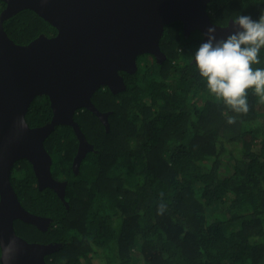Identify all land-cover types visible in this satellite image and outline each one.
<instances>
[{
    "label": "trees",
    "instance_id": "16d2710c",
    "mask_svg": "<svg viewBox=\"0 0 264 264\" xmlns=\"http://www.w3.org/2000/svg\"><path fill=\"white\" fill-rule=\"evenodd\" d=\"M209 11L228 26L242 14L257 19L264 0H212ZM5 27L21 44L57 34L30 10ZM204 42L200 30L187 35L181 22L170 24L163 61L142 55L135 74L123 73L125 91L94 94L111 129L89 110L75 116L94 146L78 175L73 128L51 134L45 146L54 176L68 182L69 206L38 189L30 162L15 165L11 182L24 208L52 219L47 231L22 229L30 242L58 246L50 264H264V101L249 89V111L236 113L210 93L192 59ZM259 59L253 68H264V49ZM52 118L49 97H36L29 125Z\"/></svg>",
    "mask_w": 264,
    "mask_h": 264
},
{
    "label": "water",
    "instance_id": "95a60500",
    "mask_svg": "<svg viewBox=\"0 0 264 264\" xmlns=\"http://www.w3.org/2000/svg\"><path fill=\"white\" fill-rule=\"evenodd\" d=\"M2 1L7 7L0 16V236L5 242L13 236L23 242L14 264H48L45 257L57 251V245L29 243L16 234V220L44 230L49 219L27 211L19 201L11 183L15 165L21 160L30 162L40 189L54 190L69 206L68 182L53 179L46 140L58 126L73 128L79 149L72 167L78 173L85 148L94 150L75 120L78 112L91 111L110 131L111 113L95 106L94 94L106 86L116 95L125 91L122 73L135 74L142 55L163 61L161 42L168 25L181 22L185 34L197 30L204 34L214 24L209 11L212 0ZM25 10L46 20L57 34L17 44L4 25ZM231 21L228 26L216 25L218 37L231 34ZM38 96L49 97L53 118L32 128L26 115ZM18 117L25 119L26 129L18 128Z\"/></svg>",
    "mask_w": 264,
    "mask_h": 264
},
{
    "label": "clouds",
    "instance_id": "9594fccd",
    "mask_svg": "<svg viewBox=\"0 0 264 264\" xmlns=\"http://www.w3.org/2000/svg\"><path fill=\"white\" fill-rule=\"evenodd\" d=\"M217 28L215 24L207 27V41L200 44L192 57L195 68L210 93L230 110L247 114L249 89L264 101V68H253L260 63L259 54L264 49V13L257 19L236 16L231 21L232 32L226 37H218ZM16 123L20 130L27 128L23 117H18ZM227 123H235V117L229 116ZM22 248L23 242L15 236L6 242L0 236V264H14Z\"/></svg>",
    "mask_w": 264,
    "mask_h": 264
},
{
    "label": "flooded vegetation",
    "instance_id": "af4514ba",
    "mask_svg": "<svg viewBox=\"0 0 264 264\" xmlns=\"http://www.w3.org/2000/svg\"><path fill=\"white\" fill-rule=\"evenodd\" d=\"M2 0H0V16H1V14H2V12L6 9V7H7V5L5 4V5H2ZM23 12V11H22ZM21 12V13H22ZM20 14V13H19ZM17 16V15H16ZM15 17V16H14ZM231 21V20H230ZM230 21H229V23H230ZM4 27H5V25H4ZM5 31H6V33L9 35V33L7 32V30H6V27H5ZM41 35H46V34H41ZM55 36V35H54ZM9 37H10V35H9ZM11 39H13L12 37H10ZM14 40V39H13ZM15 41V40H14ZM34 41V40H33ZM16 42V41H15ZM32 42V41H31ZM30 42V43H31ZM17 43V42H16ZM30 43H27V44H21V43H17V44H19V45H28V44H30ZM123 74V73H122ZM126 73H124V75H125ZM125 78V77H124ZM50 123V122H49ZM48 141V139L46 140V142ZM90 144V143H89ZM92 145V144H91ZM78 149H79V146H78ZM46 150H47V148H46ZM48 151V150H47ZM88 152H90V150L88 149V148H85V154L87 155L88 154ZM49 153V152H48ZM77 153H78V150H77ZM50 154V153H49ZM77 155V154H76ZM52 157V156H51ZM76 157V156H75ZM75 157H74V160H75ZM86 157V156H85ZM84 159L85 158H83L82 159V161H81V164H80V169H79V171H78V173H74L75 175H78L79 174V172H80V170H81V166H82V163H83V161H84ZM74 160H73V164H74ZM73 166V165H72ZM73 168V167H72ZM75 171V170H74ZM51 172H52V176H53V179H55V180H57V181H61V180H58L57 178H56V176H54V174H53V164H52V167H51ZM36 178H38V177H36ZM12 181V180H11ZM61 182H64V181H61ZM66 182V181H65ZM12 183V182H11ZM37 186H38V189L41 191V192H45V191H49L50 192V188H45V189H43V190H41L40 189V187H39V180L37 179ZM68 186V185H67ZM52 191H54V190H52ZM17 194V193H16ZM58 195V194H57ZM66 195H67V187H66ZM18 196V195H17ZM65 198H66V196H65ZM20 201V200H19ZM64 202V201H63ZM22 204V203H21ZM24 207V206H23ZM27 210V209H26ZM27 211H29V210H27ZM30 212V211H29ZM32 213V212H31ZM34 214V213H33ZM35 215H37V214H35ZM37 216H40V215H37ZM40 217H42V218H48L49 219V222L45 225V226H43V229L44 230H42V229H40L39 227H36L37 229H39L40 231H47L48 229H49V227H50V225H51V223H52V219L50 218V217H47V216H40ZM50 219H51V222H50ZM19 222H22V223H19ZM20 224H22L20 227H18ZM26 224H28V223H26V222H23V221H21V220H16L15 221V230H16V234H17V236H19L20 238H22V239H24V240H26L27 242H29V243H35V244H37L38 242H30L29 240H27V238H25V237H27V234H26V232H23V228H24V226L26 225ZM28 225H31V224H28ZM32 226V225H31ZM34 226V225H33ZM35 227V226H34ZM38 244H40V243H38ZM50 244H52V243H48V244H46V245H50ZM56 245V244H55ZM48 256H50V255H47L46 257H45V261L48 263V264H50V262H48L47 261V258H48ZM52 264V263H51Z\"/></svg>",
    "mask_w": 264,
    "mask_h": 264
}]
</instances>
